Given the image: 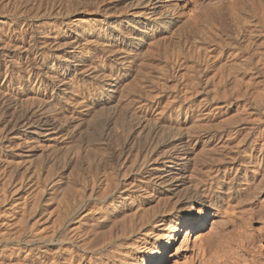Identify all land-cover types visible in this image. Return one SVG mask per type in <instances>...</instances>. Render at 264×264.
I'll use <instances>...</instances> for the list:
<instances>
[{
	"label": "rangeland",
	"instance_id": "obj_1",
	"mask_svg": "<svg viewBox=\"0 0 264 264\" xmlns=\"http://www.w3.org/2000/svg\"><path fill=\"white\" fill-rule=\"evenodd\" d=\"M73 1L0 0V256L36 250L37 245L29 248L17 239L51 231L58 207L75 201L77 177L79 199L105 188L109 179L118 185L105 202L92 203L91 221L112 215L111 205L119 215H112L115 228L110 231L105 222L100 232L107 226L109 232L92 236L98 252L102 249L95 252L98 257L119 253L115 256L124 257L126 264H142L154 254L165 256L166 264H264V164L252 156L257 131L246 130L250 120L264 121V0H194L172 13L168 28L164 17L156 21L157 14L170 11L164 6L167 0L158 10L151 0H76L80 11L75 14ZM123 8L137 13L143 29L113 34L109 43L103 19L107 14L115 19L119 13L113 12ZM193 124L203 125L207 133L200 127L190 151L171 161L189 163L187 180L206 166L228 167L226 185L234 184L237 191L249 185L251 196L234 205L214 200L194 205L197 220L167 247L170 230L188 217L190 203H181L184 193L173 196V187L157 178L153 169L163 165H146L139 157L162 137L176 136ZM149 129L155 135L145 140L143 132ZM231 129L240 131L232 134ZM92 157L104 162V169H91ZM37 208L48 210L45 225ZM222 220L228 221L230 233L209 256L205 245L209 238L217 239ZM132 227L136 232L131 235ZM186 232L191 234L188 242ZM145 238L146 248L135 252ZM175 252L177 262L171 263Z\"/></svg>",
	"mask_w": 264,
	"mask_h": 264
},
{
	"label": "bare ground",
	"instance_id": "obj_2",
	"mask_svg": "<svg viewBox=\"0 0 264 264\" xmlns=\"http://www.w3.org/2000/svg\"><path fill=\"white\" fill-rule=\"evenodd\" d=\"M130 1V0H129ZM135 1V0H133ZM144 1V0H142ZM148 1V0H147ZM146 1V2H147ZM165 2V0H158V1H155V0H151V7H154V8H157L158 10V6L160 2ZM169 0H167V3L164 4L165 7H168L170 9L169 10H164V12H161L159 14H157V20L160 21V19L162 17L165 18L166 20V24H167V28L170 27V25L173 23L174 19L173 18L174 16H172V13H176L177 10H179V8L181 7L182 8H185L189 3H194V0H181L179 2V4H175L174 2H168ZM173 1V0H172ZM193 1V2H192ZM202 0H195V3H199L201 2ZM137 2V1H136ZM140 1H138L139 3ZM145 2V1H144ZM147 3H149V1ZM161 2V3H162ZM203 2V1H202ZM71 3V2H70ZM73 14L77 13V8L76 7V0L75 2L73 1ZM142 3V2H141ZM84 4V3H83ZM135 4V2H134ZM202 4V3H201ZM128 7L129 4L127 3ZM127 5H123V6H127ZM138 5V4H137ZM136 5V6H137ZM162 5V4H161ZM195 5V4H194ZM200 5V4H199ZM122 6V7H123ZM136 6L134 8H136ZM140 6V5H139ZM146 6V5H145ZM144 6V7H145ZM15 7V6H14ZM76 7V8H75ZM82 7V6H81ZM120 7V6H119ZM117 7V8H119ZM143 7V6H142ZM17 8V7H16ZM110 8V7H109ZM115 8V9H117ZM132 8V7H131ZM130 8V9H131ZM148 8V7H147ZM115 9H111V10H115ZM121 9V8H120ZM118 9V10H120ZM127 10V8H125ZM129 9V8H128ZM80 11V9H78ZM135 10V9H134ZM142 10V9H141ZM146 10V9H145ZM161 10V11H162ZM99 11V10H98ZM123 12L121 11H118V12H113L114 15L115 13H119L117 15V17L115 19H112L109 15L110 14H107L108 16L103 19V23L105 25H107L108 27V38L106 39V41H108L109 43L111 42V35L115 34L116 36L120 37L121 36H126L128 33L130 32H133L135 30H141L143 29L142 27V24L144 22L140 20H137V16L135 17V12H131L132 10H127V11H124V8L122 10ZM144 11V10H143ZM142 11V12H143ZM152 11V10H151ZM69 12H72V11H69ZM96 12V11H95ZM205 12V11H204ZM210 12V11H209ZM31 13V12H30ZM89 13V12H88ZM107 13V12H106ZM110 13L112 14V12L110 11ZM135 13V14H134ZM150 13V12H149ZM148 13V14H149ZM184 13V12H183ZM62 14V13H61ZM71 14V13H69ZM103 14V13H102ZM139 14V13H138ZM182 14V13H181ZM187 14V13H186ZM156 15V14H155ZM179 15V13H178ZM86 16V15H85ZM102 16V15H101ZM105 16V15H104ZM207 16V15H206ZM41 17V16H40ZM114 17V16H113ZM148 17V16H146ZM145 17V18H146ZM152 16H150V19L152 20L151 18ZM91 18V17H90ZM103 18V17H102ZM143 18V16H142ZM163 18V19H164ZM97 19V18H95ZM148 19V18H147ZM94 20V19H93ZM100 20V19H99ZM207 20V19H206ZM59 21V20H58ZM85 21V20H84ZM102 21V20H101ZM164 21V20H163ZM77 22V21H75ZM74 22V23H75ZM81 22V21H80ZM89 22V21H88ZM94 22V21H93ZM194 22H198V20H194ZM83 23V22H81ZM152 23V22H151ZM77 24V23H76ZM86 24V23H85ZM88 24V23H87ZM78 25V24H77ZM80 25V24H79ZM78 25V26H79ZM90 25V24H89ZM99 25V24H98ZM144 25V24H143ZM151 25V24H150ZM176 24L174 23V26ZM74 26V25H73ZM83 26V25H82ZM93 26V25H92ZM100 26V25H99ZM148 26V25H147ZM157 26V25H156ZM76 27V26H75ZM84 27V26H83ZM105 27V26H104ZM154 27V26H153ZM162 27V26H161ZM79 28V27H78ZM86 28V27H85ZM93 28V27H92ZM106 28V27H105ZM146 28V27H145ZM148 28V27H147ZM151 29H153L152 27H150ZM77 29V28H76ZM89 29V28H88ZM107 29V28H106ZM85 30V29H84ZM90 30V29H89ZM93 29H91L92 31ZM147 30V29H146ZM76 31V30H75ZM145 31V30H144ZM87 32V31H85ZM95 32V31H94ZM101 32V31H100ZM78 33V32H77ZM148 33V31H147ZM139 34V33H138ZM79 35V34H78ZM84 35V34H83ZM101 35V33H100ZM132 35V34H131ZM89 36V35H88ZM87 36V37H88ZM94 36V35H93ZM92 36V37H93ZM101 37V36H100ZM100 37H97V38H100ZM105 37V36H104ZM129 37V36H128ZM148 37V36H147ZM76 38V37H75ZM131 38V36H130ZM82 39V38H81ZM86 39V38H85ZM125 39V38H124ZM141 42H143V37L140 36ZM91 40V39H90ZM134 40V39H133ZM250 40V39H248ZM84 41V40H83ZM82 41V42H83ZM87 41V40H86ZM85 41V42H86ZM92 41V40H91ZM100 41H104V39H100ZM145 41V40H144ZM252 41V40H251ZM80 42V41H79ZM84 42V43H85ZM88 42V41H87ZM90 42V41H89ZM95 42V40H94ZM107 44V42H105ZM108 43V44H109ZM115 43V42H114ZM123 43V42H122ZM121 43V44H122ZM139 43V42H138ZM97 44V43H96ZM102 44V42H101ZM112 44V43H111ZM110 44V46H111ZM117 44V43H116ZM93 45V44H92ZM99 45V44H98ZM115 45V44H114ZM102 46V45H101ZM113 46V44H112ZM111 46V47H112ZM117 47V46H116ZM246 47V46H244ZM103 48V47H102ZM118 48V47H117ZM115 48V49H117ZM105 49V48H104ZM114 49V50H115ZM120 49V48H119ZM109 52H113L112 49H108ZM107 50V51H108ZM247 50V49H246ZM106 51V50H105ZM115 52H118V51H115ZM107 54V53H106ZM109 56V55H108ZM264 60V56L262 58ZM251 62V61H250ZM262 62V61H261ZM242 64V63H241ZM238 65V64H236ZM248 67V66H247ZM243 68V67H242ZM255 69V68H254ZM246 70V69H245ZM256 71V70H255ZM258 72V71H257ZM227 78V77H226ZM238 79V78H237ZM236 80V79H235ZM222 83V82H221ZM236 83V82H235ZM236 86V84H234ZM233 85V86H234ZM232 86V87H233ZM229 87V86H228ZM98 89V88H97ZM222 89V88H221ZM214 93V92H213ZM128 103V102H127ZM125 104V103H124ZM263 104V103H262ZM245 118V117H244ZM247 120V119H246ZM251 121V120H250ZM247 122L248 126L246 130H254V131H257V134L256 136L254 137V140H253V143H254V147L253 148V158L256 159L260 164L263 163L264 164V121L262 122V124H258L256 123L255 121H251V122ZM197 122V121H196ZM195 122V125L197 124ZM258 124V125H257ZM194 125V124H193ZM192 126V128H189V129H186L187 131L185 132H182V133H176V136L174 134V136L172 137H162V140L160 142H155L152 146V149L151 151L149 150L148 152H146L145 154L143 155H140V160L148 165V163H150L151 161H153L156 165H163V168H158V167H154L153 171L156 172L157 174V178H159L163 183V184H167L171 187H173V190H172V193H173V196L175 197H179L180 195H182V193H184V196H182V201H180L181 203H187L189 202L190 205H189V214H188V217L186 219H182V220H179L180 222H178L175 226V228L173 230H170V234L168 236V244H167V247H170L173 240H175L179 235L180 233L182 232V230L184 228H189V224H191L192 222L196 221V217L194 215V212H193V209L194 208V205H207L209 201H215V203H223L225 202L228 203L226 205H229V204H233V203H241L239 201V199H247L248 197H250L251 193H250V188H247L249 187V185L246 187V186H242L240 190L237 191V188L235 190V185L234 184H230V186L228 187L225 183V180L224 178H228V172L230 171V169L228 167H224V168H214V169H209V168H212L209 166V168L206 166V170L204 169V171H198L197 175L195 172V175L196 178L195 179H190V180H187L186 179V171L187 169L189 168V163L188 162H178V163H174V161L172 162L171 159H178L180 154L184 151L188 152L189 150V146L191 145V142L193 143L194 140H197L199 136V134L201 135V132H200V127L202 126H199V124L197 126ZM239 125V124H238ZM244 125V124H243ZM237 126V125H236ZM245 126V125H244ZM122 128V127H121ZM120 128V129H121ZM149 128V127H148ZM153 128V127H152ZM231 128V127H230ZM235 128V127H234ZM239 128V126H238ZM240 128H243L240 126ZM206 129V128H204ZM208 129V128H207ZM233 129V128H232ZM231 129V130H232ZM237 129V127H236ZM119 129H117L118 131ZM123 130V129H122ZM121 130V133H123ZM203 130V127L202 129ZM230 130V131H231ZM245 130V128H244ZM124 131V130H123ZM142 131V130H141ZM158 131V129H157ZM165 131V130H164ZM182 131V130H181ZM205 132V130H203ZM202 131V132H203ZM208 131V130H207ZM225 131V130H224ZM228 131V130H227ZM233 133L232 134H238L237 131H240V130H232ZM242 131V130H241ZM126 132V131H125ZM200 132V133H199ZM226 132V131H225ZM229 132V131H228ZM120 133V132H119ZM155 133V131H153V129H149V130H144L143 134H144V137L145 140L150 138V135L152 136L153 134ZM207 133V132H205ZM209 133V132H208ZM230 133V132H229ZM242 133H244V131H242ZM228 134V133H227ZM245 134V133H244ZM139 135V133H138ZM141 135V134H140ZM155 135V134H154ZM203 135V134H202ZM210 135V134H209ZM215 135V134H214ZM231 135V134H229ZM247 135V134H246ZM249 135V134H248ZM204 136H207V134H205ZM213 136V135H212ZM211 136V137H212ZM225 136V135H224ZM228 136V135H227ZM226 136V137H227ZM142 137V136H141ZM153 137V136H152ZM215 137V136H214ZM229 137V136H228ZM176 138V139H175ZM213 138V137H212ZM211 138V139H212ZM225 138V137H224ZM223 139V138H222ZM229 139V138H228ZM218 140V139H217ZM199 141V140H198ZM221 141V139L219 140ZM225 141V140H224ZM223 141V142H224ZM153 142V141H152ZM142 143V142H141ZM209 143V142H208ZM225 143V142H224ZM194 144V143H193ZM221 144V143H220ZM124 145V144H123ZM209 146V145H208ZM223 146V144H222ZM107 147V146H106ZM130 147V146H129ZM128 147V148H129ZM225 147V146H223ZM109 148V147H108ZM107 149V148H106ZM111 150V149H110ZM222 150V149H221ZM126 151H128L126 149ZM190 151V150H189ZM215 151V150H214ZM96 152V151H95ZM106 152V151H105ZM185 152V153H186ZM108 153V152H107ZM111 153V152H110ZM127 153V152H126ZM129 153V151H128ZM128 157L129 155H132L131 153L128 154ZM92 155V154H91ZM109 155V154H108ZM110 156V155H109ZM108 156V158H109ZM138 156V155H137ZM156 157V159L154 160L153 157ZM175 157V158H174ZM103 158V157H101ZM112 158V157H111ZM109 158V159H111ZM133 158V157H131ZM94 159H95V156H94ZM104 159V158H103ZM107 159V158H106ZM136 159V158H135ZM158 159V164L156 163ZM199 158L197 157V160ZM90 160V158H89ZM105 160V159H104ZM103 160V161H104ZM139 160V162H140ZM162 160H165V162H161ZM196 160V162H197ZM88 161V160H87ZM108 161V160H107ZM106 161V163H107ZM110 161V160H109ZM130 161V160H129ZM137 161V160H136ZM254 161V160H253ZM135 162V161H133ZM142 162H140V164H142ZM201 162V161H199ZM198 162V164H200ZM203 162V161H202ZM136 163V162H135ZM170 163H173L172 165ZM105 165L104 162H95V160H93V157L91 158V160L89 161L88 165L91 169H94V168H98V170L101 168L104 169V167L102 166ZM193 164V163H190V165ZM197 163H195L194 165H196ZM197 164V165H198ZM204 164V163H203ZM262 164V165H263ZM87 165V164H86ZM87 165V166H88ZM108 165V163L106 164ZM135 165V164H134ZM159 165V167H160ZM216 165V164H215ZM218 165V164H217ZM79 166V165H78ZM77 166V167H78ZM109 166V165H108ZM107 166V167H108ZM193 166V165H192ZM212 166V164H211ZM112 167V166H111ZM114 167V166H113ZM145 167V166H144ZM205 167V166H204ZM219 167V166H218ZM116 168V167H114ZM139 168V167H138ZM151 168V167H150ZM199 170L201 169L200 166L197 167ZM208 168V169H207ZM105 169H106V166H105ZM108 169V168H107ZM146 169V168H145ZM192 169V168H190ZM189 169V170H190ZM193 169H196V168H193ZM192 169V170H193ZM76 170V169H75ZM89 170V169H88ZM98 170H95L96 172ZM112 170V169H111ZM143 170V169H142ZM152 170V169H151ZM202 170V169H201ZM93 170V172H95ZM107 172V170H105ZM141 171V169H140ZM150 171V170H149ZM194 171V170H193ZM244 171V170H243ZM74 172V171H73ZM99 172H103V171H99ZM192 172V171H191ZM200 172V173H199ZM90 173V172H89ZM131 173V172H130ZM134 173V172H133ZM136 173V172H135ZM150 173V172H149ZM80 174V173H79ZM192 174V173H191ZM190 174V175H191ZM246 172L244 171V173L241 175L242 177L246 176L245 175ZM75 175V174H74ZM78 175V174H76ZM107 175V174H106ZM121 175V174H120ZM189 175V176H190ZM73 176V175H72ZM124 176V174H123ZM188 176V174H187ZM188 176V177H189ZM193 176V175H192ZM191 176V177H192ZM193 176V177H194ZM89 177V176H87ZM112 177V176H111ZM115 177V176H114ZM127 177V176H126ZM125 177V178H126ZM187 177V178H188ZM76 179H74V182H73V195H74V198L75 201L74 203H72L68 208H62V207H58L57 209V215L58 216V219L55 220V218H57V215L56 217H54L53 219V214L51 215L52 220H55V222H53V225L51 226L52 229L49 233H46V231H44V229L42 227H39V228H42L43 230H41V232L44 231V233H40V235L36 236L35 239H32V238H29L28 237H23L22 235L19 236V238L17 239L18 242H23V244L27 247L32 248V246L34 245H37V248L36 250H34V252H30V253H18V252H15V254L13 253H10V254H7V253H3L1 254L0 256V259L3 261L1 264H126L125 261H123V258H120V257H117L115 256L116 254H113L112 255H109L107 254V252L104 254L105 256H101L102 254H100V258L95 255V252L96 253H99V252H102L101 250L98 252V249L100 248H97V247H100L97 246L98 244V241L97 243L95 242V239H93V235H98V234H101V233H105L106 231L109 232V229L111 231V229H113V227L115 228V226L117 225L118 222H116V225H115V222L116 219L114 218L115 216L118 215L117 213V209H114V207L111 205L109 206L112 210L111 213L112 215H114V217L109 214L110 216L107 217V215L104 217L103 214H101V216L103 217H98L96 220L94 221H91V217L93 213H91L90 211L91 210H95L94 206H93V202H105L107 199H109V197L111 196V194L116 191V188L118 187V185L115 183V181L113 179H109L107 181V185L105 186V188H100L99 189H95V191H93V189L91 191L90 196L84 194L83 198L82 199H79L82 197L81 191H78L77 189V177H75ZM108 178V177H107ZM110 178V176H109ZM113 178V177H112ZM117 178V177H116ZM115 178V180H116ZM87 179V178H86ZM91 179V178H90ZM185 179H186V182H185ZM79 180V179H78ZM83 180V179H82ZM81 180V181H82ZM122 180V179H121ZM84 182V180H83ZM87 182V181H86ZM124 182V181H123ZM239 182V181H238ZM243 182V181H242ZM231 183H233L231 181ZM244 183V182H243ZM246 183V181H245ZM86 184V183H85ZM157 184V182L155 183ZM236 184V183H235ZM240 184V182H239ZM84 185V184H83ZM125 185V184H124ZM245 185V184H244ZM247 185V184H246ZM98 185H96V188H97ZM239 186V185H238ZM95 187V186H94ZM240 187V186H239ZM72 189V188H71ZM121 190V189H120ZM84 191V190H83ZM83 193V192H82ZM122 193V191H121ZM71 194V192H70ZM113 195V194H112ZM58 196V195H57ZM79 197V198H78ZM113 197V196H112ZM238 197V199H237ZM242 200V201H243ZM116 201V200H114ZM179 201V199H178ZM118 202V201H117ZM236 203V204H238ZM61 204V203H60ZM116 204V203H115ZM59 205V203H58ZM62 205V204H61ZM69 205V204H68ZM96 205V204H95ZM109 205V204H108ZM121 205V204H120ZM128 205V204H127ZM230 205V207H232ZM234 205V204H233ZM43 206V205H42ZM57 206V205H55ZM54 206V207H55ZM98 206V205H97ZM117 206V204H116ZM122 207V206H120ZM53 208V207H52ZM94 208V209H93ZM56 208H54L55 210ZM122 209V208H121ZM38 210V208H37ZM39 210H41V208H39ZM38 210V212H39ZM53 210V209H52ZM99 210V209H98ZM42 211V213H41ZM40 211V214L41 217H39V219H41L40 222H42L43 225H45V223H47V219L48 217H46V214L48 212V210L43 209ZM96 211V210H95ZM124 211V210H122ZM49 212H51L49 210ZM120 213V212H119ZM51 214V213H50ZM143 214V213H142ZM83 215V216H82ZM145 215V214H144ZM206 215V212H204V217ZM55 216V215H54ZM119 216V215H118ZM94 217V216H93ZM142 217V216H141ZM185 217V216H184ZM203 217V219H201L200 223L197 224L198 225V228L200 229V227L202 226L203 224V220L205 219ZM96 218V216H95ZM114 218L115 220H113V223H110L108 221V219H112ZM183 218V217H182ZM94 219V218H93ZM118 219V218H117ZM142 219V218H141ZM120 221V220H119ZM123 221V220H121ZM38 222V221H37ZM36 222V224H37ZM39 222V223H40ZM105 222L106 223H109L110 225V228L108 229L109 226H107V228H104V229H107L105 230L104 232H100L101 229L103 228L102 224L105 225ZM228 222V221H227ZM227 222L226 220H222L221 221V224H219L220 226L218 227V234L216 236V240L215 238H209V240L207 241L206 245H205V252H207V255H213V253L215 254V249L217 248V244L226 239V237L229 235V231L228 229L226 228L227 226ZM176 223V222H175ZM41 224V225H42ZM51 225V223H49ZM49 225V226H50ZM73 225V226H72ZM75 225H79L77 227H74ZM115 225V226H113ZM229 225V224H228ZM48 226V225H47ZM73 227V228H72ZM106 227V226H105ZM46 228V227H45ZM48 228V227H47ZM134 228V227H132ZM38 229V228H37ZM130 229V228H129ZM26 230V228H25ZM23 230V231H25ZM32 230V229H31ZM48 230V229H47ZM125 230H128V229H124ZM131 230V229H130ZM133 230V229H132ZM129 231V232H132L130 233L131 235L133 233H135V228L133 231ZM197 230V229H196ZM38 231V230H37ZM122 232V229L119 230ZM123 231V232H124ZM31 232V231H30ZM100 232V233H99ZM108 232H106L105 234H107ZM116 232V231H115ZM23 233V232H22ZM21 233V234H22ZM128 233V232H127ZM24 234V233H23ZM38 234V232H37ZM104 234V235H105ZM139 234V232H138ZM137 234V235H138ZM25 235V234H24ZM35 235V234H34ZM102 235V234H101ZM100 237H103L101 236ZM125 235V233L123 234ZM190 235L189 232H186L185 234V241L188 242L190 240ZM130 236V235H129ZM136 236V234H135ZM214 236V235H213ZM31 237V236H30ZM99 237V236H97ZM105 237V236H104ZM131 237V236H130ZM21 239V240H19ZM104 239V238H103ZM138 239V238H137ZM147 238H145V240H142V242H140V244L138 246H136V249H135V252H138V251H141V250H144L146 248V245L144 244V241H146ZM17 240H14L13 242L17 241ZM124 240V239H123ZM139 241V240H138ZM184 242V244L186 243ZM9 243V242H8ZM7 243V244H8ZM187 244V243H186ZM107 245V244H106ZM20 246V245H19ZM22 246V245H21ZM20 246V247H21ZM121 246V245H120ZM24 247V246H23ZM109 247V245H108ZM34 248V247H33ZM97 248V249H95ZM103 248V247H102ZM107 248V247H106ZM118 248V247H117ZM122 248V247H121ZM135 248V247H134ZM7 249V247L5 248ZM19 249V252H20V248ZM22 249V248H21ZM66 249H68L66 251ZM105 249V248H104ZM23 250V249H22ZM33 250V249H32ZM107 250V249H106ZM108 250H112L111 248L108 249ZM114 250V249H113ZM116 250V249H115ZM120 250V249H119ZM25 251V250H24ZM27 251V250H26ZM29 251H31L29 249ZM77 251H80L77 252ZM117 252H120L118 250H116ZM179 251V250H178ZM113 252V251H112ZM115 252V251H114ZM145 252V251H144ZM122 252H120L121 254ZM177 252L175 253H172L171 254V263L172 262H177L176 261V258H177ZM119 254V253H118ZM117 254V255H118ZM136 254V253H135ZM121 256V255H120ZM129 256V255H128ZM127 256V257H128ZM122 257V256H121ZM129 258V257H128ZM132 258V257H131ZM12 259V260H11ZM130 259V258H129ZM138 259V258H137ZM136 260V259H135ZM129 261V260H128ZM134 262V261H133ZM140 262V261H139ZM210 262V261H209ZM132 262H130L129 264H131ZM167 263V262H166ZM165 263V256L163 255H160V254H154L152 257L150 258H146V260L142 263V264H166ZM134 264V263H133ZM138 264V263H136ZM210 264V263H208Z\"/></svg>",
	"mask_w": 264,
	"mask_h": 264
}]
</instances>
